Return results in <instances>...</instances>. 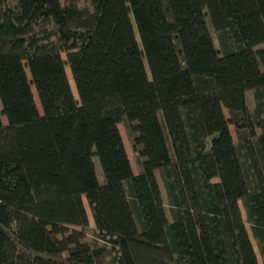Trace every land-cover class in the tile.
<instances>
[{
  "label": "trees",
  "instance_id": "obj_1",
  "mask_svg": "<svg viewBox=\"0 0 264 264\" xmlns=\"http://www.w3.org/2000/svg\"><path fill=\"white\" fill-rule=\"evenodd\" d=\"M263 45L264 0H0V264H264Z\"/></svg>",
  "mask_w": 264,
  "mask_h": 264
},
{
  "label": "rangeland",
  "instance_id": "obj_2",
  "mask_svg": "<svg viewBox=\"0 0 264 264\" xmlns=\"http://www.w3.org/2000/svg\"><path fill=\"white\" fill-rule=\"evenodd\" d=\"M206 20H207V25H208L210 34L212 36L214 45L218 49V43H217V39H216V34L213 31V29H212V27H211V25L209 23L208 18ZM261 48H264V45L261 46ZM66 71H67V74H68V79L70 81V85L72 86V91H73V93H74V95L76 97V92H75V89H74V86H73V82H72V79H71V76H70V72H69V69H68L67 66H66ZM33 94H34L36 105H37L38 109L40 110V105H39V102L37 100V97H36L34 89H33ZM246 101H247V106H248L249 111L253 112V110H254V100H253V94H252L251 91L247 93ZM0 110H1V103H0ZM224 114H225V117L227 119L231 118V115L226 110L224 111ZM3 121L5 122V118L4 117H3ZM118 128H119V131H120V134H121L125 149H126L127 154L129 156V160H130V163H131V166H132L133 173L135 175H137L141 171V163H142L143 160L138 156L137 152L133 149V137H134V135L131 133L129 123L126 120H123L118 125ZM179 129H180L179 130L180 134H181V136L183 138L184 151L188 155L189 154L188 146L185 143L186 138H185L184 130L182 128L181 121L179 122ZM229 130L231 132L233 142L234 143H238L239 142V135H238L235 127L233 125H230L229 126ZM94 162H95V166H96V171L98 173V175H97L98 181H99L100 184H103L104 183V178H103V175H102V170H101L100 164H99V162H98V160L96 158L94 159ZM157 179H158V183H159V186L161 188L162 195H163L164 204L166 206L167 216H168V218H170L169 208L167 206V204H168L167 196H166V192L164 190L163 183L161 181L159 173L157 175ZM84 205H85V208H86V211H87V214H88V220H89L90 228H94V224H93V220H92V217H91V214H90V210H89L88 205H87L85 200H84ZM240 208H241V211H242V214H243V218H246L244 209L242 207V204H240ZM253 246H254V249H255V251L257 253L259 262L261 264L260 255L258 253L257 246H256L254 241H253Z\"/></svg>",
  "mask_w": 264,
  "mask_h": 264
},
{
  "label": "crops",
  "instance_id": "obj_3",
  "mask_svg": "<svg viewBox=\"0 0 264 264\" xmlns=\"http://www.w3.org/2000/svg\"><path fill=\"white\" fill-rule=\"evenodd\" d=\"M129 157V156H128ZM96 174L98 175V173H97V171H96ZM157 175H158V172L156 173V177H157ZM98 178V177H97ZM158 180V179H157ZM161 189V188H160Z\"/></svg>",
  "mask_w": 264,
  "mask_h": 264
}]
</instances>
